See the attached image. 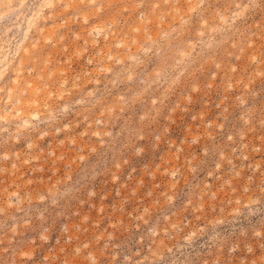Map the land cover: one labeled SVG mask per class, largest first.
<instances>
[{
  "label": "rangeland",
  "instance_id": "374dc122",
  "mask_svg": "<svg viewBox=\"0 0 264 264\" xmlns=\"http://www.w3.org/2000/svg\"><path fill=\"white\" fill-rule=\"evenodd\" d=\"M0 264H264V0H0Z\"/></svg>",
  "mask_w": 264,
  "mask_h": 264
}]
</instances>
